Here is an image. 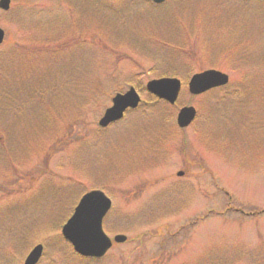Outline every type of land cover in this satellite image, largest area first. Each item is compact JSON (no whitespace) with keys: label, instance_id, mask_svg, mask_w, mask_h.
<instances>
[{"label":"rangeland","instance_id":"1","mask_svg":"<svg viewBox=\"0 0 264 264\" xmlns=\"http://www.w3.org/2000/svg\"><path fill=\"white\" fill-rule=\"evenodd\" d=\"M0 27V264L37 245L38 264H264L262 0H12ZM209 68L229 88L192 96ZM163 77L183 82L175 108L148 101ZM131 87L144 104L100 130ZM92 189L113 201L108 236L129 238L101 259L62 237Z\"/></svg>","mask_w":264,"mask_h":264},{"label":"water","instance_id":"2","mask_svg":"<svg viewBox=\"0 0 264 264\" xmlns=\"http://www.w3.org/2000/svg\"><path fill=\"white\" fill-rule=\"evenodd\" d=\"M156 4H163L166 0H153ZM11 0H1L0 8L8 11ZM5 38V32L0 28V45ZM229 77L221 72L209 70L195 75L189 89L193 95L204 94L214 88L227 85ZM147 91L161 100L174 105L180 95L182 83L178 79L163 78L150 81ZM140 97L134 88L125 94H118L113 99V106L109 108L100 125L108 127L110 124L121 120L128 109H136L140 103ZM197 112L193 107L183 108L178 115L180 128H187L196 118ZM182 175V174H180ZM111 209V201L101 191H93L86 194L74 215L63 228V235L75 251L83 257L102 258L111 249L113 243L103 231V220ZM124 236H117L116 243H124ZM43 246H37L28 256L25 264H37L42 256Z\"/></svg>","mask_w":264,"mask_h":264},{"label":"trees","instance_id":"3","mask_svg":"<svg viewBox=\"0 0 264 264\" xmlns=\"http://www.w3.org/2000/svg\"><path fill=\"white\" fill-rule=\"evenodd\" d=\"M23 48L26 49L27 51H29V50H31V45L28 44V45H26V47H23ZM46 48H48V49H52V48H50V47H46ZM58 48H60V47H58ZM31 51H32V50H31ZM28 53H29V52H28ZM0 67H1V68H5V66H1V65H0ZM0 71H1V74H6V73L11 72L10 70H4V69H0ZM12 71H13V70H12ZM3 78H6V77L3 76ZM10 87H12V86H9L8 88H10ZM6 97H8V96H6ZM149 103H151L152 106H154V105H156V104L162 105L164 109H169V108H170L166 103H164V102H162V101H159V100H157V99H155V98H153V97L150 98ZM174 108H175V107H174ZM3 143H5V142H3Z\"/></svg>","mask_w":264,"mask_h":264}]
</instances>
